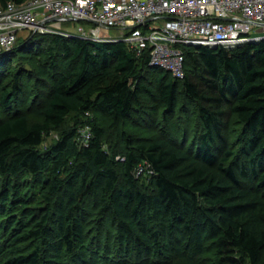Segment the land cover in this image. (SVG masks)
<instances>
[{
	"label": "trees",
	"instance_id": "trees-1",
	"mask_svg": "<svg viewBox=\"0 0 264 264\" xmlns=\"http://www.w3.org/2000/svg\"><path fill=\"white\" fill-rule=\"evenodd\" d=\"M20 39L0 54V208L10 204L0 212V229H6L0 264H97L100 257L104 264H168L193 260L207 242L224 262L262 264L264 39L186 46L183 79L150 66L148 54L138 56L123 41L57 34ZM22 52L46 55L45 66L33 71V82L17 71L2 83L10 65L3 59ZM179 108L187 122L193 108L200 119L202 130L190 143L123 132V152L103 147L105 130L94 114L117 127L140 115L154 120L160 109L167 120ZM87 111L93 137L81 147L77 134ZM69 116L72 127L42 150L45 135L63 128ZM232 116L243 126L240 154L220 149ZM143 162L152 173L150 186L135 174ZM30 178L34 185L44 179L51 196L62 194L56 217L46 195L43 214L27 208L38 198L23 190ZM90 199L99 206L97 217L109 216L118 234L106 236L102 255L95 244L87 258L82 247Z\"/></svg>",
	"mask_w": 264,
	"mask_h": 264
},
{
	"label": "built area",
	"instance_id": "built-area-1",
	"mask_svg": "<svg viewBox=\"0 0 264 264\" xmlns=\"http://www.w3.org/2000/svg\"><path fill=\"white\" fill-rule=\"evenodd\" d=\"M68 22L87 27L79 25L72 32L63 28ZM109 29L120 30L122 36L111 35ZM35 34L123 41L138 56L148 54L150 66L183 79L186 46L233 47L263 40L264 0L0 1V54L12 50L19 38ZM85 118L77 134L81 147L89 146L93 137V114L87 111Z\"/></svg>",
	"mask_w": 264,
	"mask_h": 264
},
{
	"label": "rangeland",
	"instance_id": "rangeland-1",
	"mask_svg": "<svg viewBox=\"0 0 264 264\" xmlns=\"http://www.w3.org/2000/svg\"><path fill=\"white\" fill-rule=\"evenodd\" d=\"M79 25H83L87 27V24L83 22H68L63 24V28L68 29L69 31L72 32H78L77 27ZM107 31L113 36H117V37L122 36V32L120 30L109 29ZM126 33L130 34L131 30H127ZM22 39H20L16 43L17 46L23 43ZM19 54H20L19 57L15 56V57H9L7 58V60L3 59L2 62L3 63L5 62L4 64H10V65L9 68L7 69L5 77L2 80V83L8 82V80H10V78L12 77L13 73L17 71L24 72L26 83L33 82L31 80L35 75L33 71L35 69L40 68L41 66H45L42 63V58L45 57L46 55H36L34 53H26V52H22ZM33 87L35 86L33 85ZM3 114L4 113L0 111V116H2ZM94 116L96 118L98 125L102 126L105 130L103 147L110 154H113L114 151L123 152L125 150L122 139L123 132H126L132 135L133 137H139L143 139L170 135L172 136L173 139H175V141L178 142H181L186 138L185 141H187L188 144V142L192 140L194 134L202 130L200 119L194 108L191 110V113L189 115L190 119L188 122L186 121L187 116L185 115L184 110H182L181 108L176 110V112L173 115L169 116L167 120L163 119L162 109H160L155 115L154 120L151 119L152 118L151 116H149L147 119H144L142 117L143 115H140L136 120L134 119L126 120L120 123L119 126L117 127L110 126V119L105 114L96 113L94 114ZM144 116L147 117V114H144ZM230 119L231 121L228 125V128L226 129V133L228 135V141L225 144L221 143L220 149H222L223 152L225 150L231 149L236 154H240L243 147V141H242L243 126L237 122L236 117L232 116ZM72 125H73V120L71 116H69L63 128L51 130L49 134L45 135L43 142L40 145V148L44 150L47 147L51 146L60 136L61 130L65 128H70L72 127ZM118 155L121 154L119 153ZM141 167H143L144 170L141 169L139 171V167H138L135 171V174L137 178L142 179V181L145 183L146 186H150L151 178H152L150 167L147 166V163L145 162L141 164ZM1 178L2 177L0 175V193L2 191ZM25 178H29V177H25ZM43 180L44 179L38 181V183L34 185L32 183V179L30 178V182L28 183V185L23 187L24 188L23 190L29 191L30 193L33 192L35 193V196L38 197L35 199L34 203L27 204L28 205L27 208L30 206L32 208H35L36 212L43 214L44 208L46 207L44 195H46V197L52 198V213L53 215H55V213L58 210V202L62 194H60L59 197L51 196L50 194H48L45 185L44 186L42 185ZM254 184L256 185V183ZM40 185H42L43 187H41ZM0 204H1V200H0ZM9 205L10 204H8L7 206H2V208H0V212H4V213L7 212L8 209L6 207H8ZM87 210H88L86 216L87 224L85 230L88 238L85 240V243L82 247L83 249L82 253H84V256L88 258V256H90V248L95 244L97 245L98 248L97 251L98 252L100 251V255L104 253V247H105L104 240L106 236H108V234H111L112 239H116V235L118 234V226L111 224V218L109 216L103 219H99L97 217L96 211L99 210V206L95 205L92 199L89 200ZM54 217H56V215ZM51 226L53 228L58 227L56 220L52 221ZM4 232H6V229H0V233L4 234ZM181 236L184 237L185 235H181ZM99 237L102 238L101 241L98 240ZM184 243L185 241H183V244ZM112 244L114 245V243ZM185 244H188L189 248L192 247V245H194L193 243H189V242ZM206 245H207L206 250L202 254L196 256L193 260L185 261L184 259L176 258L173 259L172 261L170 260L168 264H229L221 260L220 255L216 253V250L214 249V247H212V245H210V243L207 242ZM79 249L80 248L78 247V251ZM97 261H98L97 264H104L101 257L97 258ZM261 262L262 264H264V250L262 253Z\"/></svg>",
	"mask_w": 264,
	"mask_h": 264
}]
</instances>
